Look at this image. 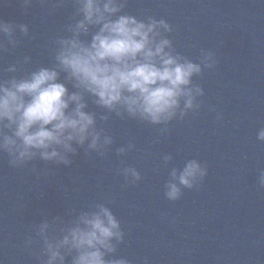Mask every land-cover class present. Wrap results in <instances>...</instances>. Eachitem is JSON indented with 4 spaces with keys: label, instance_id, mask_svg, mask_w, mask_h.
I'll use <instances>...</instances> for the list:
<instances>
[{
    "label": "water",
    "instance_id": "1",
    "mask_svg": "<svg viewBox=\"0 0 264 264\" xmlns=\"http://www.w3.org/2000/svg\"><path fill=\"white\" fill-rule=\"evenodd\" d=\"M121 2L118 15L170 25L162 35L174 55L200 65L190 87L203 94L183 117L178 111L159 124L109 110L74 87L56 61L59 41L72 38L71 29L83 19L78 0H0V20L28 29L24 34L13 28L14 44L0 34V81L57 70L69 94L82 93L101 143L111 138L99 150L89 149L90 141L73 142L76 151L67 154V164L37 155L13 166L9 154L0 152V264H46L38 226L47 222L50 235L62 238L61 228L100 204L123 234L112 240L115 251L106 260L264 264V142L258 139L264 128V0ZM96 31L98 26H89L79 39L90 43ZM12 67L16 71H8ZM191 160L206 174L187 188L171 173L179 175ZM130 168L138 180L126 174ZM170 182L181 189L176 200L165 194ZM73 255L65 256V264Z\"/></svg>",
    "mask_w": 264,
    "mask_h": 264
},
{
    "label": "clouds",
    "instance_id": "2",
    "mask_svg": "<svg viewBox=\"0 0 264 264\" xmlns=\"http://www.w3.org/2000/svg\"><path fill=\"white\" fill-rule=\"evenodd\" d=\"M24 3L30 4L31 0ZM78 5L83 19L71 29L72 38L59 41L56 55L58 67L75 81L74 87L90 93L97 104L109 110L123 109L153 124L172 120L178 111L183 117L196 106V96L203 94L202 89L190 85L201 67L173 54L171 41L161 31H171L166 21L149 18L146 23L133 15H118L124 7L121 0H78ZM89 26H98V31L87 43L79 36L81 32L87 34ZM14 27L27 33L26 25L14 26L0 20V34L8 36L13 44ZM208 59L210 56L205 57ZM58 79L57 70L40 68L21 79L0 81V152L9 154L13 166L37 155L67 164V154L76 151L73 142L83 146L90 141L88 148L95 150L111 143L107 136L101 143L93 114L84 110L87 105L82 93L69 94ZM258 139L264 142V128L259 130ZM125 171L139 179L135 169ZM205 174L196 160L187 162L179 175L175 169L171 173L174 181L187 188ZM259 182L264 186V174ZM178 184H167L165 194L169 200L180 197ZM51 227L44 222L37 232L47 255L46 264H65V256L73 252L71 264H128L125 259H105L106 254L115 251L112 240H121L123 234L118 220L102 204L94 211L80 213L61 228L62 238L50 235ZM31 244V239L25 242V246Z\"/></svg>",
    "mask_w": 264,
    "mask_h": 264
}]
</instances>
